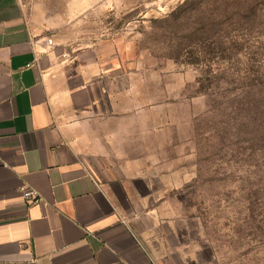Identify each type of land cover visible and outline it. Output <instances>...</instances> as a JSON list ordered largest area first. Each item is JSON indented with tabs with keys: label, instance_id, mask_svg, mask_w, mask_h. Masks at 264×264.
Listing matches in <instances>:
<instances>
[{
	"label": "rangeland",
	"instance_id": "rangeland-1",
	"mask_svg": "<svg viewBox=\"0 0 264 264\" xmlns=\"http://www.w3.org/2000/svg\"><path fill=\"white\" fill-rule=\"evenodd\" d=\"M21 2L45 37L117 47L102 128L163 174L201 264H264V0Z\"/></svg>",
	"mask_w": 264,
	"mask_h": 264
},
{
	"label": "crops",
	"instance_id": "crops-1",
	"mask_svg": "<svg viewBox=\"0 0 264 264\" xmlns=\"http://www.w3.org/2000/svg\"><path fill=\"white\" fill-rule=\"evenodd\" d=\"M47 39L21 0H0V264H201L163 174L118 157L102 128L117 47Z\"/></svg>",
	"mask_w": 264,
	"mask_h": 264
},
{
	"label": "built area",
	"instance_id": "built-area-1",
	"mask_svg": "<svg viewBox=\"0 0 264 264\" xmlns=\"http://www.w3.org/2000/svg\"><path fill=\"white\" fill-rule=\"evenodd\" d=\"M46 42H47V45H49V46L53 45L52 39H47ZM21 192H22V196H23L24 200L27 203L33 204V203L39 202L38 195H37L36 191H34L33 189L23 187V188H21Z\"/></svg>",
	"mask_w": 264,
	"mask_h": 264
}]
</instances>
